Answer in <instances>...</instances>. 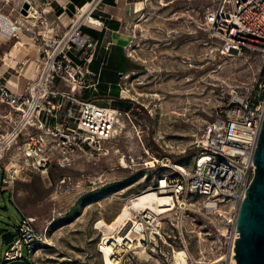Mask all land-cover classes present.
<instances>
[{"label":"rangeland","instance_id":"374dc122","mask_svg":"<svg viewBox=\"0 0 264 264\" xmlns=\"http://www.w3.org/2000/svg\"><path fill=\"white\" fill-rule=\"evenodd\" d=\"M141 1L140 12L126 20L131 41L124 52L136 69L119 80L116 96L112 91L93 94L99 105L127 111L129 117L109 140L92 145L72 140L64 149L54 148L45 168H25L12 192L0 183V236L14 231L25 215L46 237L31 256L13 262H4L0 237V264H102L98 249L103 235L95 223L111 221L133 196L158 190V178H174L181 168L190 172L206 125L225 108L234 89L252 90L264 72V56L256 51H218V41L204 24L205 12L217 0ZM0 13L28 19L15 0H0ZM74 13L66 18L67 27ZM14 39L0 34L6 42L0 45V58L8 57L9 63L18 53L9 48ZM83 90L76 89L78 96ZM68 119L74 128L75 120ZM156 216L159 232L151 233L147 218L135 213L145 226L149 257L119 249L123 264H173V252L185 245L192 254L199 249L206 258L216 254L215 242L205 236L218 224L216 215L192 208Z\"/></svg>","mask_w":264,"mask_h":264},{"label":"built area","instance_id":"2783aa9c","mask_svg":"<svg viewBox=\"0 0 264 264\" xmlns=\"http://www.w3.org/2000/svg\"><path fill=\"white\" fill-rule=\"evenodd\" d=\"M204 24L221 54L253 50L264 56V0H217L205 12ZM81 26L76 17L61 34L33 36L37 42L34 74L22 91L0 82V183L11 192L25 168H45L54 148L64 149L72 140L81 145L109 140L129 117L127 111L81 99L76 93L88 86L98 43ZM59 82L75 90L61 88ZM263 117L264 72L252 90L234 89L225 108L206 125L190 172L181 168L174 178L157 179V189L173 200L172 210L202 209L219 220L205 235L215 242L216 254L206 258L201 249L192 254L185 245L184 264H236L232 257L239 237L236 216L254 176L253 155ZM67 118L75 120L74 128ZM13 232L5 244L4 262L28 258L46 240L45 232L25 215ZM196 235L200 237L201 231ZM122 256L118 264H123Z\"/></svg>","mask_w":264,"mask_h":264},{"label":"crops","instance_id":"0c3cea01","mask_svg":"<svg viewBox=\"0 0 264 264\" xmlns=\"http://www.w3.org/2000/svg\"><path fill=\"white\" fill-rule=\"evenodd\" d=\"M21 11L23 4H29V14L22 20L16 14L7 16L19 28L13 35L15 37L12 47L16 49V60L8 61V57L0 58V82H4L12 89L22 91L27 80L33 76L36 58V44L33 36L37 33L47 35L61 34L67 27L69 13L87 5L84 12L77 18L81 21V29L91 39L97 40L96 52L89 65L90 74L87 76L88 86L79 94L81 99H93L94 95L118 90L119 80L136 69V62H129L124 48L131 41L126 30V20L129 14L138 11L141 0H15ZM82 11V10H81ZM2 14V13H1ZM75 14V13H74ZM4 15V14H3ZM97 20V24L89 20ZM26 21L31 23L26 25ZM16 24V25H17ZM17 25V26H18ZM26 25V26H25ZM25 26V27H24ZM6 44L0 40V45ZM11 46V45H10ZM15 79V80H14ZM61 88L71 87L59 82ZM76 91V90H75ZM85 96V97H84ZM95 98L94 100H96Z\"/></svg>","mask_w":264,"mask_h":264},{"label":"bare ground","instance_id":"6f19581e","mask_svg":"<svg viewBox=\"0 0 264 264\" xmlns=\"http://www.w3.org/2000/svg\"><path fill=\"white\" fill-rule=\"evenodd\" d=\"M86 8L87 5L80 8V12H84ZM80 12L78 16L81 15ZM89 21L93 24L98 23L93 18H90ZM18 28L19 26L14 24L10 18L0 13V34L2 36L8 37L10 33L16 32ZM173 204L170 195L163 189L159 191L145 190L128 199L111 221L98 220L95 223V228L100 230L103 235L98 249L101 253L102 264H118L119 253H121L119 249L123 252L130 250L140 258L149 257L145 244V226L141 221L135 219V213L140 211L144 213L147 223L154 228L151 233H157L159 232L160 221L156 215L169 212L172 210ZM153 220H155L154 223ZM173 253V264H184V251L177 249Z\"/></svg>","mask_w":264,"mask_h":264},{"label":"water","instance_id":"95a60500","mask_svg":"<svg viewBox=\"0 0 264 264\" xmlns=\"http://www.w3.org/2000/svg\"><path fill=\"white\" fill-rule=\"evenodd\" d=\"M28 7V3L23 4L21 12L26 14ZM256 144L254 176L245 190L236 216L239 237L235 238V255H232L236 264H264V117ZM13 236V231L4 230L0 237L7 244Z\"/></svg>","mask_w":264,"mask_h":264},{"label":"trees","instance_id":"16d2710c","mask_svg":"<svg viewBox=\"0 0 264 264\" xmlns=\"http://www.w3.org/2000/svg\"><path fill=\"white\" fill-rule=\"evenodd\" d=\"M74 1L77 2L78 0H74ZM111 93L116 96L118 94V91H112Z\"/></svg>","mask_w":264,"mask_h":264}]
</instances>
